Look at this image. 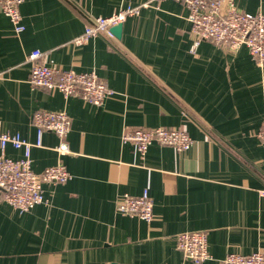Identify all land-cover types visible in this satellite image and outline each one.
<instances>
[{
	"label": "crops",
	"instance_id": "1",
	"mask_svg": "<svg viewBox=\"0 0 264 264\" xmlns=\"http://www.w3.org/2000/svg\"><path fill=\"white\" fill-rule=\"evenodd\" d=\"M235 2L264 12V0ZM127 6L140 12L119 37L74 42L97 17ZM21 14L17 33L0 10V129L35 144L36 172L62 163L71 178L44 184L50 203L30 211L0 200V264H220L230 252L264 249V65L246 45L201 41L193 52L188 9L174 0H25ZM35 49L55 68L95 74L110 94L95 105L32 86ZM37 110L68 113L70 153L56 150L54 132L39 138ZM138 127L179 128L193 143L183 151L153 143L141 153L122 139ZM22 153L5 149L14 159ZM145 190L151 221L118 210L121 196ZM193 230L208 232L211 258L202 263L176 245L178 233Z\"/></svg>",
	"mask_w": 264,
	"mask_h": 264
},
{
	"label": "built area",
	"instance_id": "2",
	"mask_svg": "<svg viewBox=\"0 0 264 264\" xmlns=\"http://www.w3.org/2000/svg\"><path fill=\"white\" fill-rule=\"evenodd\" d=\"M24 1L0 0V10L10 19L17 33L25 30L21 14ZM174 1L182 3L188 9V19L192 23L191 32L194 36L193 52L201 41H209L229 51H237L246 45L253 59L259 65H264V12L241 11L235 0ZM139 12L140 6H127L111 15L97 17L74 42L83 44L100 32L114 37L111 28ZM46 55L47 52L35 49L27 57V62L31 65L29 81L32 86L58 89L65 96L82 97L95 105L102 104L110 94V88L95 74L55 68L45 61ZM32 122L38 130L39 138L45 131L54 132L60 137L61 141L56 150L61 155L71 152L66 141L71 120L66 111L37 110L33 113ZM257 137L264 143V117ZM122 139L123 142H134L141 153H145L153 143L172 145L180 151L189 149L193 143L188 132L167 127H138L126 130ZM8 145L22 150V157L14 159L7 156L5 149ZM36 145H40V141ZM33 146L34 143L23 139L18 133L0 129V200L20 212L30 211L40 203H50V198L44 193V184L65 183L71 178L70 172L62 163L47 167L41 173L36 172L31 159ZM259 192L264 196V188ZM118 210L151 221L154 216V202L147 190L137 197L125 194L118 200ZM176 245L187 259L195 263H202L211 258L208 232L205 230L178 233ZM220 264H264V249L249 254L230 252L221 259Z\"/></svg>",
	"mask_w": 264,
	"mask_h": 264
},
{
	"label": "water",
	"instance_id": "3",
	"mask_svg": "<svg viewBox=\"0 0 264 264\" xmlns=\"http://www.w3.org/2000/svg\"><path fill=\"white\" fill-rule=\"evenodd\" d=\"M121 29H122V23L114 26L111 28V30L115 33L116 36H120L121 35Z\"/></svg>",
	"mask_w": 264,
	"mask_h": 264
}]
</instances>
